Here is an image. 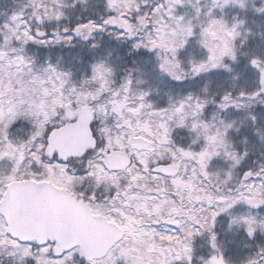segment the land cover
<instances>
[{"label":"snow or ice","instance_id":"snow-or-ice-1","mask_svg":"<svg viewBox=\"0 0 264 264\" xmlns=\"http://www.w3.org/2000/svg\"><path fill=\"white\" fill-rule=\"evenodd\" d=\"M0 264H264V0H0Z\"/></svg>","mask_w":264,"mask_h":264}]
</instances>
